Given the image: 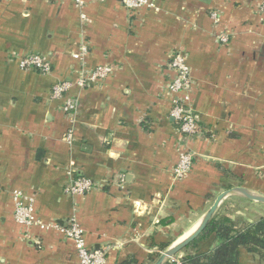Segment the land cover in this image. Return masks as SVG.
<instances>
[{
  "label": "crops",
  "instance_id": "0c3cea01",
  "mask_svg": "<svg viewBox=\"0 0 264 264\" xmlns=\"http://www.w3.org/2000/svg\"><path fill=\"white\" fill-rule=\"evenodd\" d=\"M155 3L158 9L131 11L120 0H87L83 9L73 0L0 1V264H80L63 232L14 219L15 190L41 222L75 218L89 247L107 248L106 264L163 252L158 246L191 232L226 189L264 194V0ZM211 11L220 14L217 23ZM223 33L230 34L225 44L217 39ZM82 45L87 69L111 64L113 71L70 90L79 101L72 124L63 99L50 93L82 68L74 57ZM179 50L202 131L192 139L170 115V55ZM28 53L45 57L52 71L22 68ZM185 150L194 163L178 180L173 170ZM83 176L98 187L64 191ZM220 216L251 223L264 216V204L230 196ZM215 244L212 234L178 257ZM239 264L264 261L242 250Z\"/></svg>",
  "mask_w": 264,
  "mask_h": 264
},
{
  "label": "built area",
  "instance_id": "2783aa9c",
  "mask_svg": "<svg viewBox=\"0 0 264 264\" xmlns=\"http://www.w3.org/2000/svg\"><path fill=\"white\" fill-rule=\"evenodd\" d=\"M76 6L83 9L87 0H73ZM102 2L105 0H93ZM122 4L131 11H137L142 8L158 9L155 0H120ZM261 11H264V3L260 6ZM82 19L87 20L86 14L82 13ZM210 16L217 23L220 19V14L217 11H211ZM218 41L227 43L230 39V34L223 33L217 35ZM87 47L82 45L80 51L74 54L76 59L81 60L82 68L78 70L73 80H61L52 86L50 96L52 99H63L61 106L62 112L70 117L73 124L74 118L79 109V101L77 96L71 95L69 92L73 87L86 88L92 86L105 78L113 71L111 64L97 65L93 69H87L84 65V58L87 54ZM20 66L25 69H36L41 73H49L52 71V65L49 60L38 53H28L21 56ZM170 67L174 72V77L168 85V89L175 97L173 106L170 111L172 118L178 123L180 132L187 138L192 139L201 134L198 116L191 103V68L187 62L185 53L181 50L170 55ZM75 128L70 126L65 134V140L68 143L74 141ZM195 154L192 151L185 150L179 154L178 162L176 163L173 173L176 179H182L188 175L194 163ZM98 187L97 182L88 177H74L67 183L64 191L69 195H78L89 192ZM15 199L14 219L23 225L30 226L38 224L43 228H55L64 233L66 237L74 243L75 249L79 256L80 264H106L107 248H91L87 244L83 228L75 218H71L66 223L54 222L46 224L41 222L34 214L31 201L23 196L20 191L13 192ZM183 257H172L170 263L182 264Z\"/></svg>",
  "mask_w": 264,
  "mask_h": 264
},
{
  "label": "trees",
  "instance_id": "16d2710c",
  "mask_svg": "<svg viewBox=\"0 0 264 264\" xmlns=\"http://www.w3.org/2000/svg\"><path fill=\"white\" fill-rule=\"evenodd\" d=\"M212 234L215 235V246L208 252L185 255L182 264H239L242 250L264 261V216L251 223L220 216L215 218L189 246H197L198 242ZM169 246L168 243L160 244L158 249L164 251ZM159 255L160 252L151 253L144 261L131 255L120 264H152Z\"/></svg>",
  "mask_w": 264,
  "mask_h": 264
},
{
  "label": "water",
  "instance_id": "95a60500",
  "mask_svg": "<svg viewBox=\"0 0 264 264\" xmlns=\"http://www.w3.org/2000/svg\"><path fill=\"white\" fill-rule=\"evenodd\" d=\"M230 196H240L248 200L264 204V194L243 186H235L221 192L215 199L212 206L205 212L198 225L181 241L171 244L161 252L157 260L152 264H166L170 259L188 247L215 219L222 202Z\"/></svg>",
  "mask_w": 264,
  "mask_h": 264
},
{
  "label": "rangeland",
  "instance_id": "374dc122",
  "mask_svg": "<svg viewBox=\"0 0 264 264\" xmlns=\"http://www.w3.org/2000/svg\"><path fill=\"white\" fill-rule=\"evenodd\" d=\"M253 212H254V211H252V210H249V211H248L249 215H251V216L253 215V214H252ZM160 254H161V253H160ZM178 254H179V253H178ZM178 254H177L176 256H174V257H178Z\"/></svg>",
  "mask_w": 264,
  "mask_h": 264
},
{
  "label": "bare ground",
  "instance_id": "6f19581e",
  "mask_svg": "<svg viewBox=\"0 0 264 264\" xmlns=\"http://www.w3.org/2000/svg\"><path fill=\"white\" fill-rule=\"evenodd\" d=\"M189 233H190V232H189ZM189 233H188V234H189ZM188 234H187V235H188ZM184 237H185V236L181 237V238L178 240V242L181 241ZM178 242H177V243H178Z\"/></svg>",
  "mask_w": 264,
  "mask_h": 264
}]
</instances>
